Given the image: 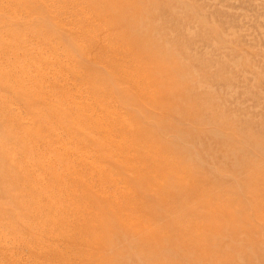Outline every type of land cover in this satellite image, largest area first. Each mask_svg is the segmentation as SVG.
<instances>
[{"label": "bare ground", "instance_id": "6f19581e", "mask_svg": "<svg viewBox=\"0 0 264 264\" xmlns=\"http://www.w3.org/2000/svg\"><path fill=\"white\" fill-rule=\"evenodd\" d=\"M91 1L82 0L85 6L84 9L86 8L87 10L85 9L82 12L79 9V15H81V12V16L87 14L88 9L94 10L93 14L96 13L97 15L95 21L88 19L91 16L90 14V16H84L81 20L77 19L70 26L72 22L69 18L71 19L74 15L69 13L68 6L78 5L81 0H0V27L2 26L0 28V53L5 57H9L11 54L18 58L22 54L20 62L9 61L8 64H4L3 60L0 61V93L4 95L2 91L4 89L7 97L16 99L15 103L11 105L9 103H6L5 106L1 105L0 114L17 110L13 107L14 105L24 113L34 114L30 115L32 117L30 122L31 125L36 127V130L32 132L31 136L28 133L23 135V141L19 147L28 148L29 150L26 149L24 154L31 158L44 149V146V151L46 152L43 154L41 152L42 156L40 158L39 156L37 157L39 162L36 165H27L28 167H23L22 165L20 167V157L10 156L9 158V147L5 144L7 139L12 138V135L0 136V139L5 140L4 143L2 140L0 141L3 145L0 146V170L7 174L5 178L0 180V191L2 190L3 194L6 193L5 199H11L14 193H11L9 184L12 183L15 197L24 200V202L20 201L17 215L31 219V222L27 225H15L7 217H11V212L0 210V216L4 217L3 213L6 212V219L0 223V262L3 260L8 261L6 264H10L11 255L15 254L10 244L11 231L13 230V232L21 231L24 240L28 242L26 248L23 246L24 243L21 244L26 250H19V252L24 253L25 251L27 256L34 259L35 264H105L106 261L104 260L106 258L100 253L97 254L93 249H98L99 246L97 245H101L106 238L84 236L83 232L86 230L103 231L110 229L105 224L113 222L117 227V232L110 233L111 236L121 237L120 234L127 231L132 232L133 235L143 236L144 238L141 242L156 245L166 244L168 255L163 256L161 254L158 258L154 252L147 253L142 250L141 253H143L147 262L168 264L176 261L172 259L174 252L180 255L187 248L191 249L193 244L190 236L207 237L206 232L210 231L225 232L226 234L228 231L224 228L225 225L220 220L216 221L215 216H234L235 214L232 205H226V208L220 205L221 200H229V203L234 202L232 200L233 191L224 189L222 192L218 191L217 196L212 194V197H207L201 188H197L195 184L190 185L192 183L186 179V176L176 177L175 175L172 178L171 171L160 173L158 167H174L178 160L175 162L174 160L171 161L172 158L170 160L166 159L165 149L153 142L155 139H153L151 134L152 137L147 135V132L149 133L147 131L149 130L148 126L146 127L142 124V127L138 128L139 115L129 110V108H123L124 104L133 106V104L136 105L145 100L150 103L148 97L154 99L158 95L156 88L149 92L146 89L147 86L143 88L142 80L151 71L146 69L147 71L145 72L141 69L143 65H146V60L140 58L138 54H136L137 58L129 59L127 52L135 51L131 44L134 41H129L131 46L124 44L123 42L127 40L124 38L125 34H122V31L119 30L120 27L118 29L120 34H117V37L110 35V33L106 35L102 29L98 30L101 26L104 27L101 22L113 23L119 18V15L127 14L129 7L123 5L124 0ZM128 1L126 0V2ZM92 3L93 5L89 7ZM129 4L127 3V5ZM102 5H106L105 12H103ZM116 6L120 14L113 16L112 12L114 11L115 14L117 12ZM74 8L72 9L74 10ZM101 8L103 10L102 13L99 12ZM79 15L77 14V17ZM41 17H43L42 21L39 20ZM20 20H27L30 27L23 29V27L18 26L17 22ZM105 22L103 24L107 25L108 23L106 22V24ZM139 22L140 26L141 21L139 20ZM116 26L115 28L117 29ZM36 27H40L41 30H28ZM139 28L141 31V27ZM134 32L136 33V30ZM29 38L34 39L38 43L36 48L28 43ZM117 38L118 42H115ZM61 41L69 43L71 46V49H66L67 51L63 54L59 52V43ZM138 41L136 42L138 43ZM155 42L157 43V41H154V44H156ZM143 47L145 48L146 46L142 45V48H139L145 51L147 47L145 49ZM42 49L49 51L53 57L52 61L44 59L42 56H35ZM96 51L100 52L97 53ZM133 54L132 56H134ZM63 57L68 61V74L65 73L67 75L63 74V71L58 68L60 65L56 66L57 69L53 67ZM164 60L166 61V59ZM153 69L155 68L153 67ZM175 72H178L179 76V71ZM175 72L172 71L171 73ZM12 73L16 74V78L11 81L9 76ZM163 81L165 79H162ZM103 83L107 87L101 85ZM71 86L75 88H71ZM139 86L141 92L138 91ZM132 91L135 92L130 95L129 93ZM186 93L184 96L188 95ZM188 97L190 98V96ZM209 103L211 104L212 102ZM159 107L162 106L159 105ZM26 114L28 115V113ZM1 115L0 126H8L11 124L10 121L14 124L18 122V120L6 119ZM224 115L226 114L224 113ZM213 117L208 119L212 121ZM217 117L219 116L216 115L214 117L215 122L219 120L216 119ZM24 119V117H21L20 121L23 122ZM208 119H206L207 122ZM225 120H228V116ZM225 120L222 121L224 122ZM222 121L220 120V122ZM226 121L222 122V124L226 125ZM233 122H230L229 119V123L233 124ZM238 125L240 124L238 123ZM227 128L223 127V130H227ZM233 129L231 132L234 131ZM241 129L243 130L242 125ZM242 132L244 133V131ZM222 141L224 143L223 146H216L215 148L235 146V140L232 137H227ZM57 144L59 147L56 146ZM92 149H94V154L90 152ZM235 149L229 150L230 154L234 153L233 155L236 154L235 156H237V153L244 152L242 149L239 150V147H237L238 150ZM263 149L264 146L261 150ZM177 150L178 153H182L179 148ZM223 154L225 155V153ZM244 158L246 156L243 155ZM209 160L211 159L209 158ZM184 161L188 163L186 160ZM184 161L180 159L179 164L183 163V165H186ZM104 162L108 166H105ZM136 162H141L145 167L150 168L144 169L135 164ZM197 162L199 163V160ZM248 163L245 159L241 163L244 167V174H248V179L258 178L261 175V170L258 171L255 167L252 169L253 173H251L250 167H245ZM11 170L13 175L9 176L8 173H11L9 172ZM162 177H164V180H161L162 183L150 184L151 180ZM194 177H191V179ZM167 181H174L173 187H175L176 191L177 189L179 191L177 194H175V191L172 194L164 193ZM240 185L245 187L244 184ZM125 190L128 191V194L124 192ZM252 194L255 198L257 197L255 193ZM202 196L205 197L202 198ZM171 198L174 201L176 199L175 203L178 205V212L180 210L185 211L181 217L177 215L178 218H175L178 219L177 221L171 217L172 212H162V209L168 210L169 207L154 208L158 204H161L162 207L170 206L168 201ZM177 205L175 206L176 210ZM243 206L247 210L253 207L250 204ZM254 208L262 212L264 206L255 204ZM190 211H193L191 218H194L195 215L197 218L190 219L188 217ZM207 212L214 214V219ZM95 215L98 217V221L86 224L85 221L88 218L93 219ZM165 221H172L173 226L165 225ZM248 226L252 227L251 223L243 225L244 229L248 228ZM230 228H234V221L230 222L228 229ZM244 231L248 232L249 229ZM228 238L230 240L231 236ZM63 240L67 242H64L66 246L61 249L59 243ZM107 240H110V237ZM107 240L105 242L106 245L108 244ZM130 240V238H122L123 242H129ZM246 244L249 245L248 242ZM90 245H92L90 251L83 250ZM249 246H246V248ZM77 248L80 250V258L69 260L71 253ZM187 251L191 252L189 255L192 260L195 252L192 250ZM248 252L249 250L244 254H248ZM221 253L223 254V252ZM221 253L219 254L218 252L219 255ZM230 256L234 257L232 253H230ZM196 257L194 264H200V261H202L201 256L196 254ZM210 257L204 260L209 261ZM211 259L214 258L212 257ZM229 260L231 261V259ZM240 262L238 263L237 261L238 264ZM180 263L182 264V262Z\"/></svg>", "mask_w": 264, "mask_h": 264}, {"label": "rangeland", "instance_id": "374dc122", "mask_svg": "<svg viewBox=\"0 0 264 264\" xmlns=\"http://www.w3.org/2000/svg\"><path fill=\"white\" fill-rule=\"evenodd\" d=\"M96 1L97 0H95V2ZM81 2L78 3V5L68 6L69 9L67 8L69 13L74 15L71 17V19L69 18V20L72 22V24L70 23V26H72L77 19L81 20L84 16H90V14L91 16L88 17V19H93L95 21V17L97 18L96 13L93 14L95 11L89 9V15L87 13L81 16L82 12L86 9H84V2H82V4ZM127 3H130L131 5H127ZM92 5L93 3L89 7ZM123 5L129 7L128 13L124 15L121 14L120 16V12L116 6L115 8H117V12L115 11V14L113 11L112 15H119V18L113 23L110 22L112 26L107 21L106 22L108 24L103 21L107 25L101 22V25H104V27L101 26L102 28L100 27L98 30L102 29L103 33L106 35H109L110 33V35L117 37V34H120L118 31L120 27L119 30L122 31V34H125L124 38L127 40H123V43L129 46L132 44V47L135 49V51L127 52L129 59L131 60L133 58H137L136 54H138L140 58H144V60H146V65H143L141 69L145 72L147 70L151 71L150 74H147L148 77L146 76V78L142 80L144 85L143 88H146L147 86L146 89L148 92L156 88V90H158V95L155 96L154 99L148 97V99H150V103L145 100L139 102V104H133V106L124 104L123 108H129V110H132L134 113L139 115L138 128H141L142 124H144L146 127L148 126L149 130L147 131H149V133L146 131L147 135L149 137L153 136V139H155L153 142L159 147L165 149L166 159L170 160L172 158L171 161L174 160L175 162L178 160V163L176 162L174 167H158L160 173L171 171L172 178L175 175L176 177L186 176V179L192 183L190 185L195 184L197 188H201L207 197H212V194L217 196V193L222 192L224 189L234 192L232 194V200H234V202L229 203V200L220 201L221 207L225 206L226 208V205H232V208L235 211L234 216L230 214L231 216L226 215L223 217H218L211 212H207L210 214L212 219H214L215 216L216 221L220 220L223 225L227 226H224V228L228 232H226V234L225 232H221V235V233L210 231L208 233L206 232L207 237H196V235L190 236L191 243L193 244L191 249L187 248L185 251H182L180 255H177V253L174 252L172 254V259L176 261L169 262L168 264H179L180 262H182V264H194V260L197 258L196 254L201 256L202 261H200V264H207L208 262V264H238L240 261V264H251L252 262V264H264V208L262 212L255 210V208L253 209L255 204H261L264 206V149L261 150L264 146V0H129L128 2L124 0ZM71 7H75L74 10ZM101 7L104 11L101 8L99 12H105L106 5H102ZM79 9L82 11L81 15H79ZM75 12L79 15L78 17ZM42 18L43 17H41L39 20L42 21ZM139 20L141 21L140 26ZM17 25L23 27V29L30 27L27 20H20L17 22ZM139 27H141V31L139 30ZM28 30L40 31L41 28H29ZM135 30L136 33L134 32ZM148 37L151 38L149 39ZM129 41L134 42L130 44ZM136 41H138V43ZM154 41H157V43L155 42L156 44H154ZM115 42H118V38ZM28 43L35 48L36 44H38L34 39L30 38L28 39ZM142 45L147 47H145L147 52L146 50L142 51L143 49H140L142 48ZM59 46V52L61 54L67 51L66 49H71L69 43L64 41H61ZM47 51V49H42V51L39 50L35 56H42L44 59L46 58L47 60L52 61L53 57L50 55L49 51ZM96 52L99 53L100 51ZM132 54L134 56H132ZM21 58L22 54H20L18 58L11 54L9 57H5L0 53V61L3 60L4 64H8L9 61L20 62ZM63 58L60 59L61 62L59 60L61 64L58 62L56 65H53V67L54 69H57L56 66L60 65L58 68H60V70L63 71V74H65L68 71V61L66 58ZM164 59H166V61ZM155 66L158 67L159 70ZM153 67L155 69H153ZM175 69L179 71V76L178 72H175L177 71ZM172 71L175 73L172 74ZM164 72L166 76L164 75ZM15 78V73H12L9 76L11 81ZM162 79H165V81L162 82ZM101 85L107 87V85L104 83ZM151 86L152 88H150ZM71 88L75 87L71 86ZM2 91L4 95H1L0 93V106H5L6 103H9V105L15 103V98L7 97L6 91L4 89H2ZM138 91L141 92L140 86L138 87ZM134 92L132 91L129 94H134ZM185 92H187L188 95L184 96ZM188 96H190V98ZM198 100H200L203 104ZM209 102L212 103L210 104ZM159 105L162 107H159ZM13 107H15L17 110H13L11 113H4L0 115L13 121L18 120V122L14 124L12 121H10L11 124L8 126H0V136H6V134L12 135V138L7 139L5 144H7V147H9V158L10 156L20 157V167H22V165L23 167L36 165L39 162L37 157L39 156L40 158L43 153H46L44 151L45 146L44 149H42L36 154V156L32 158L24 154L26 149L29 150L28 148L23 149L19 147L23 141L22 136L26 135L27 133L29 136H31L32 132L36 130V127L31 125L30 122V119H32L31 116L34 114L26 112L28 113V116L16 105ZM224 113L226 115H224ZM214 114L220 117L216 118L217 120L219 119L216 122L214 118L216 115ZM227 116L228 122L225 120ZM21 117L25 118L23 122L20 121ZM209 117H213L212 121L214 120V123L211 121V119H208ZM196 118L200 121H197ZM206 119H208V122ZM229 119L230 122L234 121L233 124H236L233 125L229 123ZM220 120H225L228 128L226 125L222 124L223 121L220 122ZM238 123L240 125H238ZM204 124H208L207 127H205ZM241 125L243 130L241 129ZM235 126H239V128H234ZM223 127L225 129L227 128V130H223ZM232 129L234 131L231 132ZM242 131H244L245 135ZM227 137H232L235 140L234 147L231 146L228 148V146L227 148H215L216 146H223L224 143L222 140ZM1 140L4 143L5 140L2 138L0 141ZM199 140L201 141V144ZM2 142L0 143V146H3ZM56 146L59 147L58 144ZM176 147L177 149L179 148L180 151L182 150V153H178V150L175 149ZM237 147H239V150L242 149L245 152H243L244 154L237 153L238 157L235 156L236 154L233 155L234 153L230 154L231 152L229 151L235 148V150H238ZM93 150L94 149L90 150V152L94 154ZM223 153H225V155ZM242 154L246 156L244 159L249 162L245 167H250L251 173H253L252 169L255 167L258 169V171L261 170V175L258 178L256 177L248 179V174H244V167L241 164L244 161ZM179 158L183 161L186 160L188 163H185L184 161V164L186 165H183V163L179 164ZM209 158L211 160H209ZM198 160L199 163L197 162ZM103 164L108 166L106 162ZM135 164H138V166L144 169L150 168L145 167L141 162H136ZM229 167H232L233 169H230ZM9 172L11 173H8V175L12 176L13 171L11 170ZM5 176H7V174L0 170V180L5 178ZM193 176H195L196 179H194L195 177L191 179ZM162 179L164 180V177L151 180L150 184L156 185L157 182L162 183ZM173 184L174 181H167L165 183L164 193L172 194L175 191V194H177L179 191L178 189L177 191L175 190ZM240 184H244L246 188ZM9 185L11 193H14V198L12 197L11 199H5L6 193L3 194V191L1 190L0 210L11 212V217L7 216L8 219L11 220V223H15V225L19 226L22 224L27 225L31 222V219L17 215L20 201L22 199L15 197V192L13 191L14 186L12 183ZM247 189L249 190L247 191ZM124 192L128 194V191L125 190ZM252 193H255L257 197L255 198ZM203 197L205 196H202V198ZM175 201L173 198H171L168 201V205L170 206L162 207L161 204H158L155 205L154 208L161 209L169 207L168 210L162 209V212H172L171 217L174 219L177 217V215L181 217L184 215L183 213L185 211L183 212L180 210L178 212L179 208ZM22 202H24V200H22ZM249 204L253 207L247 210L243 205ZM176 205L177 210L175 207ZM97 212L99 211L97 210ZM192 213L193 211H190L188 213L189 216H187L193 220L197 218V216L195 215L194 218H191L193 215ZM3 215L4 217L0 216V223L6 219V212L3 213ZM95 217L96 215L93 219L88 218L87 221H85L86 224L98 221V217ZM177 220L178 219H175V221ZM231 221H234V228L228 229ZM250 223L252 227L248 226V228L244 229L243 225ZM114 224L115 223L113 222H108L105 224L111 230H86L83 232L84 236L88 235L89 237L99 236L106 238V240L110 237V240H107V245L105 244V240L101 245L96 244L99 246V250L93 249L97 254L100 253L106 258L104 260L106 261L105 264H152L151 262H147L145 260L143 253H141L142 250L147 253L154 252L158 258L161 254L163 256L168 255L166 244L161 243L160 245H156L152 243L141 242L144 238L141 235H133L132 232L124 231L120 234L121 237L116 238L114 235L111 236L110 233L117 232V227ZM164 224L167 226H173L172 221H165ZM248 229V232L244 231ZM6 233L8 232L6 231ZM11 234L12 238L10 244L12 245V250L15 254L11 255L10 264H35L34 259L27 256L25 251L24 253L19 252V250H23L24 247L26 248L28 244V242L24 240L22 232H13L12 230ZM230 236L232 240L231 238L229 240L228 237ZM125 237L130 238L131 240L129 242H123L122 238ZM112 238L113 240H111ZM64 242L66 243L67 241L63 240L61 243H59L61 249L66 246ZM247 242L251 246L247 245ZM22 243H24V247L21 245ZM245 245L249 247L246 248ZM90 247H92V245L87 246L84 249H80H83L84 251L86 250L88 252L91 250ZM220 247L221 249L224 248L222 249L223 251L220 249ZM242 247H245L247 250L245 248L244 250ZM163 250L164 252H162ZM187 250H192L196 253H194L192 260L189 255L191 252H188ZM248 250V254H244ZM220 251L223 252V254ZM218 252L219 254L221 253V255H219ZM230 253H232L234 257L230 256ZM249 254L251 255L249 256ZM80 256V250L77 248L76 250H73L69 260H77L78 257L80 258ZM208 257H210V259H208L209 261L204 260ZM212 257L214 259H211ZM239 258L242 259L240 260ZM226 259L228 260L225 261ZM229 259H231V261ZM7 262L8 261L2 260L0 264H6Z\"/></svg>", "mask_w": 264, "mask_h": 264}]
</instances>
